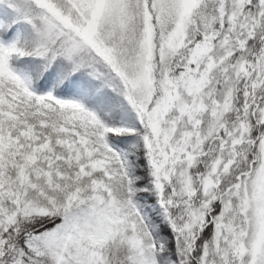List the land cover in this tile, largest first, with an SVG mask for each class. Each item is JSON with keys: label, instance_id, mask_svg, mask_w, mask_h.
<instances>
[{"label": "snow or ice", "instance_id": "6c2138e0", "mask_svg": "<svg viewBox=\"0 0 264 264\" xmlns=\"http://www.w3.org/2000/svg\"><path fill=\"white\" fill-rule=\"evenodd\" d=\"M0 264H264V0H0Z\"/></svg>", "mask_w": 264, "mask_h": 264}]
</instances>
